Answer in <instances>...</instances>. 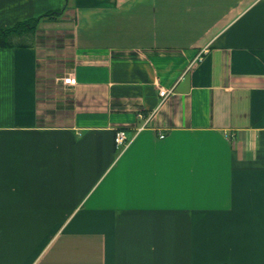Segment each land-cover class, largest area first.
Instances as JSON below:
<instances>
[{"label": "crops", "instance_id": "obj_1", "mask_svg": "<svg viewBox=\"0 0 264 264\" xmlns=\"http://www.w3.org/2000/svg\"><path fill=\"white\" fill-rule=\"evenodd\" d=\"M48 13L0 47V264H264V0H0V29Z\"/></svg>", "mask_w": 264, "mask_h": 264}, {"label": "trees", "instance_id": "obj_2", "mask_svg": "<svg viewBox=\"0 0 264 264\" xmlns=\"http://www.w3.org/2000/svg\"><path fill=\"white\" fill-rule=\"evenodd\" d=\"M57 13H48L39 17L18 22L10 28L0 29V47H26L31 40L39 21L43 18H53ZM30 41V43H28Z\"/></svg>", "mask_w": 264, "mask_h": 264}, {"label": "built area", "instance_id": "obj_3", "mask_svg": "<svg viewBox=\"0 0 264 264\" xmlns=\"http://www.w3.org/2000/svg\"><path fill=\"white\" fill-rule=\"evenodd\" d=\"M206 49L200 51L197 56L195 57V60L193 62H199L203 60V55L205 54ZM63 84L74 86L76 85V78L74 76H68L66 78L62 79ZM173 88L167 89V88H161L159 91V95L162 98V101H165L172 93ZM164 135H161V138H163ZM115 143L118 148H124L127 144V139L124 131H118L115 137Z\"/></svg>", "mask_w": 264, "mask_h": 264}]
</instances>
